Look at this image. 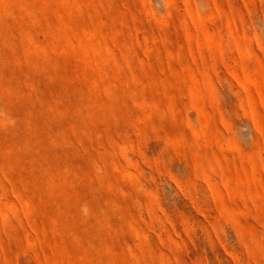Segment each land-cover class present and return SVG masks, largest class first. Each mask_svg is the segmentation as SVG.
<instances>
[{"label":"rangeland","instance_id":"obj_1","mask_svg":"<svg viewBox=\"0 0 264 264\" xmlns=\"http://www.w3.org/2000/svg\"><path fill=\"white\" fill-rule=\"evenodd\" d=\"M0 264H264V0H0Z\"/></svg>","mask_w":264,"mask_h":264}]
</instances>
